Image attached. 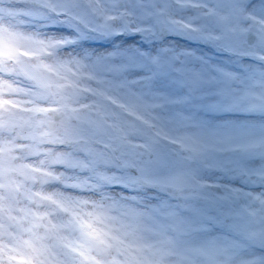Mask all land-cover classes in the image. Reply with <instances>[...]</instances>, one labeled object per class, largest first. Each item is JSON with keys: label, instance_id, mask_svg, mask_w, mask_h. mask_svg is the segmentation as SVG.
<instances>
[{"label": "clouds", "instance_id": "9594fccd", "mask_svg": "<svg viewBox=\"0 0 264 264\" xmlns=\"http://www.w3.org/2000/svg\"><path fill=\"white\" fill-rule=\"evenodd\" d=\"M192 8L218 14L206 3ZM57 11L46 0L44 19L21 30L12 58L0 55V264H17L7 257L29 241L44 249L36 264H246L264 256V224H253L262 235L252 239L232 229L231 217L201 221L186 208L204 202L214 162L242 140L264 153V127L240 132L173 115L166 99L126 103L123 83L104 79L91 58L75 53L74 40L43 27L60 20ZM88 11L104 6L97 0ZM259 75L233 83L264 103V70ZM254 119L264 125V113Z\"/></svg>", "mask_w": 264, "mask_h": 264}, {"label": "bare ground", "instance_id": "6f19581e", "mask_svg": "<svg viewBox=\"0 0 264 264\" xmlns=\"http://www.w3.org/2000/svg\"><path fill=\"white\" fill-rule=\"evenodd\" d=\"M51 1L59 7L82 3L84 5L82 14L86 13L96 21L92 30L101 37L98 40L90 41L87 45L77 46L74 48L75 53L91 58L96 70L104 79L123 83L125 87L120 91L127 97L126 103L145 107L166 99L169 101L168 107L173 115L195 114L200 118L211 119L224 126H231L240 132L264 127L254 119L256 115L264 113V108H255L257 112H251L252 105L262 103L246 96L238 85L234 84L224 92L223 88L216 86L217 82L210 78L208 81L212 82L211 85L200 87L201 82L205 80L203 71L200 66H194V63L187 65L188 60L181 55L186 48L176 37L166 39L167 41H176L175 49L166 57H163L161 53H151L150 48L143 49L140 46L134 36L140 33L144 27L135 22L142 23L149 16L143 13L144 10L139 7L138 0H119L117 4L111 0H100L104 11L92 13L88 11V6H90L88 0ZM198 1L178 0V3H173L171 7V10L182 9L180 16L183 24L187 25L186 28L190 27L194 21V14L198 13L192 8V4L199 3ZM4 2L7 0H0V38L9 35L20 37L23 28L38 25L42 21L36 17V13L31 7L32 0H14V3L8 7L2 6ZM263 2L264 0H247L241 8V23H244L245 28L240 32L260 29L262 34L259 49H256L253 43L249 44L248 53H264ZM95 3L97 0H94ZM119 3L124 4L119 7ZM215 9L222 10L220 2L216 4ZM118 20L122 26L117 25ZM109 22H112L113 25L107 28L106 24ZM43 27L52 29L57 34L61 33L63 29V26L57 22H49ZM95 29H98L97 32ZM158 60L160 62L156 63ZM151 67L155 68V72H151ZM224 72L229 71L224 69ZM237 74L244 76L249 81L260 80L249 73L248 69L242 73L233 72L234 76ZM196 76L201 78L199 85L196 88L188 87L192 85L191 79ZM218 96L220 99L217 98ZM243 99L247 100L246 105L233 111L232 105L243 101ZM173 101L179 102L173 103ZM213 104L219 107L213 109L210 107ZM149 111L157 113L159 109L149 108ZM13 121L8 118L10 127H13L11 126ZM4 122V119L0 118V128L4 126ZM259 173H264V153H261L253 143L242 140L233 151L219 157L214 162L207 177V184L230 185L241 189L242 193L259 194L261 189H264V179H261ZM209 191L221 194L224 192L223 189L215 188ZM250 199V196L241 195L240 199L233 201L231 207L235 211L241 210L244 206L255 207L254 204L249 203ZM204 206L205 201L199 205V207Z\"/></svg>", "mask_w": 264, "mask_h": 264}, {"label": "rangeland", "instance_id": "374dc122", "mask_svg": "<svg viewBox=\"0 0 264 264\" xmlns=\"http://www.w3.org/2000/svg\"><path fill=\"white\" fill-rule=\"evenodd\" d=\"M111 1L117 4L119 0ZM138 1L140 3L139 7L144 10L143 13L149 16L142 23L136 22L137 25L141 24L144 27L140 33L134 36L143 49L150 48L151 53H161L163 57H166L168 53L173 52L176 43V41H167L166 39L176 37L186 48L181 55L188 60L187 65L194 63V66H200L204 79L210 80V78H213L217 82L216 86H221L224 92L235 84L233 83V78L225 76L224 73H242L248 69L249 73L261 79L259 72L264 69H261L260 65H264V61L259 60L257 56L264 53H248V46L250 45L247 42V35L253 33L256 37L253 45H255L256 49H259L262 39L261 30L249 29L245 32H240L241 30L244 31L245 28L244 23H241V8L247 0H230V2H225V0H199V3H206L211 7L216 6L220 2L222 10H216L218 14L212 16L195 13L194 21L188 28L181 20L182 9L171 10L173 3H178V0ZM45 2L46 0H32L31 3L36 17L41 20L44 19ZM49 2L53 1L49 0ZM13 3L14 0H7L2 6L8 7ZM123 4L119 3L118 6L122 7ZM80 5L83 4L58 6L57 11V15L60 17L57 23L63 26L61 33L66 34L70 39L76 38L75 43L71 46L73 48H77L79 45H87L90 41L98 40L101 37L92 30L96 21L91 19L86 13L82 14L84 7L80 9L75 19L68 15L71 6L79 7ZM221 17H227V19L224 20ZM112 25V22L106 24L107 28ZM233 29L234 31H232ZM95 30L97 32L98 29ZM184 34L186 36H183ZM208 34L219 35L222 39L219 41L208 39L206 38ZM159 62L160 60L156 63ZM162 67L164 68V66ZM224 69L229 72H224ZM151 72H155V68L151 67ZM237 76L238 74L234 77ZM188 87L194 88L193 85ZM217 98L220 99V96ZM246 103V99L234 103L232 105L233 111L244 107ZM252 110V113L257 112V109L253 108ZM11 126H13L12 128L17 127L15 121H13ZM211 214L215 215L216 213L212 212Z\"/></svg>", "mask_w": 264, "mask_h": 264}, {"label": "snow or ice", "instance_id": "6c2138e0", "mask_svg": "<svg viewBox=\"0 0 264 264\" xmlns=\"http://www.w3.org/2000/svg\"><path fill=\"white\" fill-rule=\"evenodd\" d=\"M89 4H94V0H88ZM225 2H230V0H225ZM93 11H97L93 9ZM221 19L226 20L227 17H221ZM234 31V29L232 30ZM246 31V30H245ZM208 39L212 40H221L222 37L219 35L208 34L206 36ZM21 43L20 37L7 36L0 38V47L4 49L3 52H0V55L7 56L9 59L12 58L13 53ZM247 55V54H245ZM257 58L261 61H264V54H259ZM155 62V61H154ZM225 76L235 78L231 73H224ZM200 77L196 76L191 79L190 83L195 87L200 83ZM179 101H173L176 103ZM213 109L219 107L216 104L210 105ZM252 108H264V103L254 104ZM261 179H264V173L258 174ZM223 189L224 192H211L210 189ZM202 198L205 201L204 207L193 208L191 206H186L189 212L194 213L201 221H213L221 222L222 217H231L234 220L232 229L238 233L246 234L249 238L255 239L257 236L262 235L253 229L254 223L264 224V216H259L260 212H264V193L253 194L249 192H243L241 189L232 187L230 185H221V184H205L201 187ZM250 196L253 201L258 202L261 205L260 209L252 206H244L241 210L235 211L231 207L234 200L240 199V196ZM215 212V215L211 213ZM82 229H86L87 235L91 236L94 239L100 240L103 243L100 232L93 227L91 223L84 222L81 224ZM237 247H240L237 245ZM19 256L9 255L7 258L11 261H17V264H36L37 260L44 255V249L36 247L32 242H25V245L22 249L19 250ZM0 255H3L2 250H0ZM80 255L84 256V259L87 260V257L83 252ZM246 264H264V256H252L248 258Z\"/></svg>", "mask_w": 264, "mask_h": 264}, {"label": "water", "instance_id": "95a60500", "mask_svg": "<svg viewBox=\"0 0 264 264\" xmlns=\"http://www.w3.org/2000/svg\"><path fill=\"white\" fill-rule=\"evenodd\" d=\"M256 37L253 33H249L247 35V42L248 44H252L255 41Z\"/></svg>", "mask_w": 264, "mask_h": 264}]
</instances>
